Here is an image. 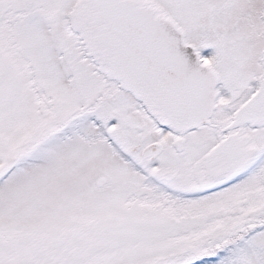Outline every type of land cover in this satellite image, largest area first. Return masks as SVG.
<instances>
[{"label":"snow or ice","instance_id":"6c2138e0","mask_svg":"<svg viewBox=\"0 0 264 264\" xmlns=\"http://www.w3.org/2000/svg\"><path fill=\"white\" fill-rule=\"evenodd\" d=\"M0 264H264V0H0Z\"/></svg>","mask_w":264,"mask_h":264}]
</instances>
